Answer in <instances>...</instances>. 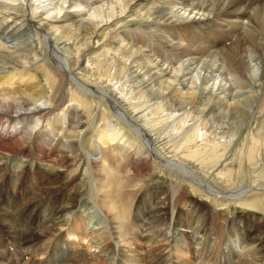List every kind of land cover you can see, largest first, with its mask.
Here are the masks:
<instances>
[{
  "label": "bare ground",
  "instance_id": "6f19581e",
  "mask_svg": "<svg viewBox=\"0 0 264 264\" xmlns=\"http://www.w3.org/2000/svg\"><path fill=\"white\" fill-rule=\"evenodd\" d=\"M129 16L136 26L120 25ZM35 62L54 91L29 109L46 91ZM73 95L117 121L100 129L98 159L50 138L72 142L76 111L56 110ZM43 119L51 129L33 132ZM243 132L253 181L220 186ZM154 166L171 181L140 183ZM260 166L264 0H0V264H264ZM184 184L263 212L228 214L222 234Z\"/></svg>",
  "mask_w": 264,
  "mask_h": 264
},
{
  "label": "rangeland",
  "instance_id": "374dc122",
  "mask_svg": "<svg viewBox=\"0 0 264 264\" xmlns=\"http://www.w3.org/2000/svg\"><path fill=\"white\" fill-rule=\"evenodd\" d=\"M129 19L133 23L130 22ZM136 21H137V19H134L133 17L129 16V17L124 18V20H122V22H120V25L127 26V27L129 26L128 28L135 27L136 24H137V23H135ZM40 63L41 62H35V65H32L30 67V69L34 73L39 75L40 84H42V86L46 87V91H45V94H42V96L40 97L38 102H35V104H33L34 102H31V104H29V106H28L29 109H32L34 107L33 105H38V107H40V108L47 107L50 104L49 103V99L51 97L52 92L54 91V85H53V82H52L53 80H52V78L44 75L45 70H44V68H41V66H40L41 64ZM73 98H74V95L71 96L70 99L67 97L65 99V101H63L61 103L60 110H56L59 113L58 118H61V119L67 118V117L68 118H72L73 117L72 116V110L76 111V115L74 117L79 119V125H78L79 127L77 129V132L75 133V135L71 139L72 142L71 143H67L68 140H66L61 135L62 131L59 132V133H56V132L54 133L53 132V134H52V136L50 138L54 142H58V139L61 138L65 142L66 146H69V147H71V146L73 147V144L76 143L77 145H79V152L83 156L85 154H90V156L97 157V159H98V158H100L102 156V154H103L102 150L104 148L103 144H101L100 140L98 139L99 131L103 127L104 124L108 123V121L112 122V123H115V124L117 123V121H116L115 117H113V114H112L113 112H112V109H110V107L109 108L106 107L107 109L106 108L103 109L105 111V112H103V110L99 111V108L97 106L96 101L92 102V104H91V102H88V101L87 102H85V101L79 102V104H78V102L77 101L75 102V100H73ZM28 101H31V100H28ZM87 106H88V108H87ZM94 110L96 112L99 111V112H97L98 113L97 121L94 120V123L96 122L95 126H94V123L92 124L91 121H90L92 112H94ZM102 114L105 115V116H107V115L110 116L111 115V118L108 119V120H105L106 118L104 119V118L100 117ZM33 119H36V118H33ZM35 126H33V132L38 131L40 133H42V132L46 133L49 129H51L49 122L44 120V119L41 120L36 127ZM119 127L120 128L123 127V131H121V133L124 136H126L128 138H132L131 133H130L129 129L127 128V126L119 125ZM245 134H247V135H245ZM226 139L227 138H223L221 140H223V143H226ZM246 144L248 146L251 145L250 135L247 132H245V133L243 132L237 138L236 142L231 146V148L229 149V152L227 154V156L229 157V158L227 157V159H228L227 161L234 165V169H233V171H231L232 173L230 172V175H229L230 176V180H229L230 183L226 184V183H222L221 181H216L215 183L218 182V185H220V186L223 185V187H225L226 185L230 186V185H235V184H238V183H251L253 181V178H252V175H251L252 174V168H247L245 166L247 164V162H248L247 161L248 160L247 157H249V155H250V151H249L250 149H248L249 147ZM92 149H94V150H92ZM93 151H96V153L94 152L95 155L91 154ZM232 155L234 157H232ZM240 157H242V158H240ZM213 161L214 160H207L206 162L212 163ZM240 162H242L244 164L239 165ZM153 168H154L153 173L152 174L146 173L147 175H145V177L143 178V181H145V182L142 181L140 183L147 184V183L153 182V181H159V182H162V183H169L171 181V177H170L168 171H160L161 169L156 167V166H154ZM241 168H243V169H241ZM261 168H262V170H260L261 177L258 178V179H260V181L258 183H260L261 185H264V166H260V169ZM247 170H248V172H247ZM166 172H168V173H166ZM231 174H232V176H231ZM87 179L88 178H86L85 180L87 181ZM85 180L81 181L80 185L84 186L85 185L84 184ZM184 188H185V191H186L185 193H187L188 195H191V196H193V197H195V198H197L199 200V203H200V205H202V208H203L204 212L206 210L211 211V209H213L215 212H217V218L218 219H216V222L215 221L211 222V225H213L214 226L213 229H215V231L218 230V232L222 231L221 227L223 225V222H221V221L228 214H234L236 216L238 215V216H243V217L245 216L246 217L247 213H249L247 211H251L253 209L255 211L259 212V213L263 212L262 209H261L263 207L261 202L258 203L259 205H253L252 204L251 206H247V205H245V203L242 204V205L228 204V203L226 205H220V204L218 205V203H213L212 204L210 202V200L208 198H206L201 192L192 191V188L188 187L187 184L184 186ZM258 201H261V200H258ZM2 230H3V228L0 226V245H3V246L6 245L7 246V244H9V241H10L8 239H10V238L7 236V233L4 230H3L4 231L3 232ZM223 231H225V229ZM223 231H222V234H223ZM222 237H223V242L225 243L227 240H226V238L224 236H222ZM46 243L47 242L45 241V244ZM12 248L13 247L10 246V249H12ZM12 250H14V249H12ZM44 256H46V253L44 254ZM28 258H30L29 254L26 256V259H28ZM30 259H28L27 261H24L22 264H29V261H32V260H33L34 263H37L36 259L35 260L33 258H32V260H30ZM44 259H45V257H44Z\"/></svg>",
  "mask_w": 264,
  "mask_h": 264
}]
</instances>
